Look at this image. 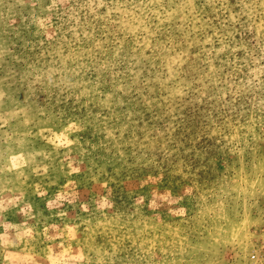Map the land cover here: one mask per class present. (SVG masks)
Listing matches in <instances>:
<instances>
[{
  "label": "rangeland",
  "instance_id": "374dc122",
  "mask_svg": "<svg viewBox=\"0 0 264 264\" xmlns=\"http://www.w3.org/2000/svg\"><path fill=\"white\" fill-rule=\"evenodd\" d=\"M0 264H264V0H0Z\"/></svg>",
  "mask_w": 264,
  "mask_h": 264
}]
</instances>
